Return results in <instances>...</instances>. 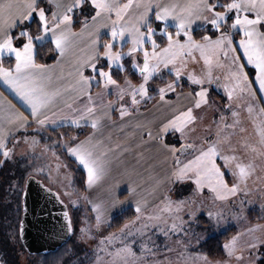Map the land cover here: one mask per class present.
I'll return each mask as SVG.
<instances>
[{
  "label": "snow or ice",
  "instance_id": "1",
  "mask_svg": "<svg viewBox=\"0 0 264 264\" xmlns=\"http://www.w3.org/2000/svg\"><path fill=\"white\" fill-rule=\"evenodd\" d=\"M41 3L42 0H0V79L14 90L30 110L28 115L9 110L5 113L3 121H0V151L5 157H8L10 152L6 144L8 134L19 129L27 130L33 123L38 130L48 126L55 129L59 126L58 121L70 122L74 126L90 121L91 126L96 128L100 117L96 115L98 106L94 100L112 91H115L118 101H124L126 95L129 97L130 103L125 101L120 105V116L130 114L132 105H138L141 99L148 97L149 82L160 72L161 67L174 73L178 80L185 61L188 58L195 60L196 52H199L209 70L203 77L193 73L188 74V80L200 86L198 91L193 90L190 94L194 97V102L191 107L177 111L164 122L160 127V133L171 130L173 133H179L181 140L185 139L188 126L197 119L194 108L199 109L209 102V89L203 85L205 80L208 84L213 82L211 72L213 60L218 68L225 67L227 62L228 73L225 76L227 82L223 88L229 103L224 107L232 109L231 102L238 94L251 98L247 108L250 114L254 113L258 118V123L256 120L254 123H257L255 132L259 140L255 144L245 143V147L253 153L264 155V0H223V2L222 0H183V2L167 0L165 3L161 0H135V5L133 0H126L124 3L120 0H48V4L53 5L50 10L40 6ZM133 6L135 12H130ZM85 8H88L89 12L84 15L81 31L75 33L72 30L74 10L79 9L84 13ZM149 13H154V21ZM33 16L37 18L35 32L31 30L30 24L25 23L30 22ZM169 20L175 28L174 32L169 30ZM197 22H203L201 27L205 24L210 25L213 34L210 35L206 31L200 40H196L192 34V26ZM17 27L20 28L19 33L12 34L11 30ZM101 29H107L110 37L103 42H101ZM157 31L167 41L163 46L157 41ZM215 33L219 34L215 35ZM85 35L88 40L80 50V55L74 59L72 71L68 73L72 79L67 88L75 93L77 99L86 96V102H82L80 107L65 103V107L69 109L68 113H62L59 108L53 111L60 90L49 89L52 68L37 63L34 42L50 40L60 57H63L70 46V38ZM236 35L239 36L238 41L235 40ZM126 37L129 44L127 51H124L123 47L116 49V42H123ZM5 52L15 57L14 63L8 66H5L2 59ZM139 53L143 56L142 63L138 59ZM126 56L130 58L132 68L139 73L141 79L138 84H133L125 77L121 85L113 74V65H117L121 72L125 71L123 61ZM242 59H246L247 64L254 67V79H250L249 73L244 70ZM216 79L218 80L219 77ZM176 80L157 88L161 101L165 100L166 90L168 92L175 90ZM94 85L100 89L95 96L91 91ZM257 93L260 94L261 99L259 104L256 103ZM114 102L108 101L103 106L110 108ZM102 115L108 113L104 112ZM231 115L236 119L232 124L224 123V128H234L239 124V113L233 109ZM223 120L222 114L221 121ZM160 133L157 134V138ZM148 135L151 137L153 134L149 132ZM24 139L25 142L28 141L27 136ZM224 142L221 129L218 128L217 139L198 148V154L191 160L184 164H180L177 160L178 167L173 172V176L178 180H192L197 191L202 190L206 185L215 194L214 198L217 200H226L235 196L242 190V185L243 190L246 191L248 179L254 170L253 165L241 161L235 151L231 150L230 144L228 146L230 151L222 150L221 145ZM37 143L38 141L33 137L32 145ZM161 144L172 154L176 153L175 145L165 144L163 140ZM64 147L86 171L89 187L101 179L104 175V165L94 154L91 138L71 142ZM180 147L184 149L195 146L181 144ZM228 174L233 177L231 183L226 179ZM47 190L51 191L50 188ZM129 191L132 189L129 188ZM56 195L59 197V193ZM115 202L114 199L113 203ZM101 207L100 204H93V211L97 212V224L101 222ZM185 207L189 209L187 215L191 220L196 212L195 207L187 205L184 200L173 202L165 197L163 207L155 212L145 213L146 218L139 227L134 222H130L132 228L130 229L127 224L124 225L119 237L110 234L109 237L102 238L101 250L106 251L103 245L120 239L121 246L107 254L120 264H129V258L139 259L133 248L136 242L134 235L138 234L142 239L141 255L151 252L145 240L146 234L153 227L165 236L184 231V220L180 213ZM136 212L141 213L139 202ZM165 212L170 215L175 214L172 215L170 224L164 216ZM208 215L212 217L214 213L209 212ZM64 216L68 220L67 211ZM136 219L139 220L140 216L138 215ZM161 224L167 227L162 228ZM125 229H128L126 235ZM132 229H135V233ZM68 230L71 231L70 220ZM81 231L86 232L87 229L82 228ZM128 237L133 238L128 239ZM261 242L264 241H257V243ZM235 244V237L224 244V249L229 255L234 254ZM249 247L254 248L256 245L250 244ZM204 259L207 260V257L205 256ZM99 260L100 257L97 256V261ZM215 264L220 262L217 261Z\"/></svg>",
  "mask_w": 264,
  "mask_h": 264
},
{
  "label": "rangeland",
  "instance_id": "2",
  "mask_svg": "<svg viewBox=\"0 0 264 264\" xmlns=\"http://www.w3.org/2000/svg\"><path fill=\"white\" fill-rule=\"evenodd\" d=\"M156 38L158 43L163 46L165 39L161 37V34L160 36H156ZM148 47H150V45ZM124 51H127V49H124ZM127 58L130 60L129 57ZM138 59L142 63V56H138ZM186 61H188V59ZM126 63L128 65L124 64L125 71L123 72L119 70V67L117 65H113V72L115 71V73L117 74L121 73V75L123 76V78L122 76L119 77V83L123 85L124 82H122V80L125 76H127V73L135 74L134 78L129 77L133 84L140 83L141 78L139 76V73L134 68H132L131 61L130 63ZM170 66L171 65H169V68ZM190 72L191 71L186 70V68L181 69V76L178 80H176L174 73L170 72L168 69H164L163 67H161L160 72L155 76L153 80L149 82L148 97L141 99L138 105H132L129 110L130 114H127L123 117L120 116V105L125 101H129V97L126 95L124 101H118L116 100L115 91H112L107 95V99H110L108 101L115 102L111 105L110 108L106 109L116 115L119 123L113 127L114 130L111 128L106 134H104V132L95 133L93 131L89 134V137H86L91 138V143L94 146V154L99 157L100 161H102L104 165V175L99 181L95 182L91 187H89L87 191L93 194L104 190L109 191L106 197L108 202H113L114 199H117L116 195H119V197L122 198L123 201L120 202L119 200L120 203L117 206L109 205V208H111L112 210H116L117 208H122L123 210H125L126 207L133 208L136 216L132 219L131 222L135 223V221H143L146 217L142 213L147 212L142 211L141 206H143L144 204H148L153 200L157 202V199L159 198V196H161L160 194L163 195L165 191L167 192L169 190L167 188L168 186L166 187L163 183L164 175L159 177L147 176L148 178L145 179L146 181L144 180V183L138 182L139 180H137L135 183L136 156L140 155L141 157H144L145 160L157 161L162 159L164 155L166 156V154L165 152H161L160 149L153 147V145L156 147L164 148L161 144V140H163L165 144L175 145L177 149L175 154H172L170 151L168 152L169 149L164 148L168 153V157H170V154L172 155V160L170 161L171 166L168 168L171 169V174H173L175 169L178 167L177 160H179L180 164L187 163V161L191 160L194 155L198 154V148L206 146L207 144L217 139V133H213L215 136H212L211 134H199L197 130L192 133V130L190 128L185 132V139L183 140L180 139L179 133H173L171 130H169L167 133H160L161 125L168 119H170L171 116L180 109L178 106H176L177 104H179L178 96L180 94V91L187 89L190 92H182L185 93L184 95H186L188 99L192 97L189 100V107H191L194 102V97L190 94L193 93V90L198 91L200 86L192 84L188 80V74ZM206 72L207 71H195V75L203 77L205 76ZM211 72L212 74H214V76H216V78H221V82L215 78L214 81L209 85L211 96L210 98L208 97V104L202 105L199 109L194 108V115L197 116L194 125L197 124L198 120L201 126H203L204 124L209 125L212 121L215 125H209V127H211L213 130L214 127L216 128V130L220 128L221 136L225 139V142L221 145L222 150L226 152L230 151L228 147L229 144L231 145V150H233L232 147L235 146V148L240 150L242 154L241 158H245L247 160V163H251L254 170L248 179L247 190H243L242 185V190L240 192H238L235 196L228 197H237V199L239 200H246V206L241 204L239 201H237V203H233V205L231 206L227 202V198L226 200H219L218 210H216L215 208L212 210V208H210L211 199L204 198V203L209 204V206L204 207L203 210L206 220L204 221L208 226H205L201 220H198V213L195 212V215L191 220H189L188 215H186V217L184 216V213H182L181 216L184 220V231L189 234V237L190 235L194 237L199 234V239H201V242L205 241L209 237L217 235L218 231L220 230L226 231L233 226L239 228L241 224L243 222H246L247 220L249 221L251 219V222H256V219L264 217V155L253 153L247 150L245 147V143L255 144L259 140V137L255 132L258 118L254 113L250 114L247 108V104L249 103L251 98L238 94L231 102L232 109L225 108L224 105L229 102L223 85L227 82L225 80V76L228 71L224 67L218 68L215 64H213V69H211ZM173 80H176V84L174 86L175 90L173 92H168L166 90L165 100L161 101L157 88L170 83ZM214 82L217 83L214 85ZM218 82H220L221 84H219ZM203 86L207 87V85ZM174 97L176 99L172 102H169ZM102 103H104V101ZM256 103L258 104V99L256 100ZM166 105L173 106V111L169 112L170 107ZM233 109L239 113V124L234 128H224V123L232 124L233 120L236 119L231 115V110ZM222 114L224 116L223 121H221ZM254 120H256L257 123H254ZM241 129H243V131H241ZM32 130L33 131L25 134V136L28 137L27 142H25L24 137H22L20 141L13 143L10 146L8 157L0 154V171H3L4 165L6 166V169L2 172V175L0 177V187H4V192H1V194H5L3 198L4 202L2 201V203L4 205H7V203L12 200L11 198L13 196L19 195V193L20 195L22 194L25 179H27L28 176L36 177L37 179L41 180V182L45 186L59 193V196L67 204L68 207L71 206L72 209L74 208V206L75 208L84 207L85 211L87 212L79 213L78 218L76 217V220H74L73 213L75 211H70L72 227L76 228V232L74 236L72 235L71 238L75 242V244H77L76 249L72 251L73 254H70V257H73L70 260L71 264H78L81 259L83 261V264H120V262L115 260L114 257L107 254L109 252L108 248H112L111 251H113V249L115 250V248H119L121 246L120 239L115 240L111 244L103 245V248H105L106 251L101 250V239L109 237L110 234L119 237L121 234V229L124 227V225H129L130 229L132 228V225L130 224V222H125L121 225V228L117 230H110V223L108 222L97 224V222H95L93 218V215L91 214V211L89 210V208H87L88 193H79L74 190L73 179L71 175L72 172L70 171L71 169L68 168L67 163L64 162L62 158L61 152L66 151L64 145L73 142L74 138H61L59 140L50 142L47 137L44 138V140L41 138V131H39L37 127ZM149 132L153 134L151 137L148 135ZM158 133H160L159 138H157ZM33 137H35V139L38 141V143L35 145H32ZM75 141L78 142L77 140ZM140 142L142 144H140ZM181 144H192L195 147H186L183 150L180 147ZM238 150H234L236 154L239 153ZM53 153H55V155H53ZM69 157L75 160L74 157H71L70 155ZM220 162L222 163V161ZM161 167L160 169H162ZM165 167L167 166L165 165ZM152 168L154 167H149V171H151ZM38 169L40 171H37ZM155 169H159V167H155ZM143 174L144 173H142V175ZM153 174L159 173L155 171L153 172ZM174 178L176 179L175 176ZM226 179L229 181V183H231L233 177L228 174L226 176ZM181 181L182 180L176 179V182ZM188 181L192 183L193 186L195 185L193 181ZM173 185L175 186L176 184ZM142 186L143 188H148V186L154 187L157 193L156 198L148 200L145 199L144 203H140L141 213L138 214L135 208V205H137L138 203V198L136 197L135 199V193ZM124 187H127V190L124 191ZM129 188H131L132 191H129ZM176 189H178V186L176 187ZM204 189L207 190L205 195L207 197H211V191L206 185ZM176 201L180 200L176 199ZM215 201L216 200L214 199V202ZM160 203L161 202L155 204V207L152 210L153 212H155L159 208L158 204ZM7 209L3 211H7ZM122 209L119 212L123 211ZM188 210L189 209L187 208V213ZM197 210L201 209L196 208V211ZM211 211L212 213H214V215L212 217H209L208 213ZM0 212H2V210H0ZM82 213L91 216V225L88 224V221L85 219V215H83ZM138 215L140 216L139 220L136 219ZM165 215L166 212L164 213V216ZM9 224V221L6 222V225ZM82 228H86L87 231L82 232ZM235 228H232L234 229L233 235L237 232ZM132 230L135 233V229ZM127 231L128 229H125V235ZM233 235L231 237H233ZM132 238L133 237H128V239ZM189 244H194L195 248L199 246L197 242L194 243L193 241L189 242ZM224 244L223 255L218 257V259L222 258L225 253L228 254L226 251H224ZM81 245L86 249V251L84 250V248L80 249ZM0 251H2L1 247ZM97 256L100 257L99 261H97ZM2 259H4L3 254ZM75 260H78L76 261L77 263L74 262ZM133 262L135 263V259L129 258V264H133ZM0 264H3L1 257ZM20 264H27L24 261L23 257L20 261Z\"/></svg>",
  "mask_w": 264,
  "mask_h": 264
},
{
  "label": "crops",
  "instance_id": "3",
  "mask_svg": "<svg viewBox=\"0 0 264 264\" xmlns=\"http://www.w3.org/2000/svg\"><path fill=\"white\" fill-rule=\"evenodd\" d=\"M120 2L124 3V2H126V0H120ZM161 2L165 3V2H167V0H161ZM180 2H183V0H180ZM222 2H223V0H222ZM133 4L135 5V0H133ZM40 6L47 7L49 10L53 7V5L48 4V0H42V3ZM129 11L135 12V7L133 6V8L130 9ZM88 12H89L88 8H85L84 13H81V11L79 9L74 10V13H73L74 22H73V24L78 22L79 28L76 29V28H74V25H72L73 32L79 33L81 31V24L84 21V15L87 14ZM49 15H50V11H49ZM149 15H150V18L154 21L155 20L154 13H149ZM33 19L36 20L37 18L35 16H33L32 20ZM25 23H28V22H25ZM202 23L203 22H197V23L193 24V26H192L193 32L197 29H202V28L207 30V31L213 32L210 25L205 24L203 27H201ZM153 26H155V24ZM168 26H169L170 31H173V32L175 31V28L172 26L171 20H169ZM16 29H18V27L11 30L12 34L14 33V31ZM157 32H159V31H157ZM193 32H192V34H193ZM107 33H108L107 29H101V42L110 38ZM218 34L219 33H216L215 35H218ZM156 36H160V34L156 33ZM193 36H194V34H193ZM194 38H195V36H194ZM200 39L201 38L196 39V40H200ZM87 40H88V37L86 35L85 36H79V37H77V36L71 37L70 38L71 43H70V46H69L66 54L63 57H60L59 52L56 51L57 52L56 59L53 62H50L49 64H45V65L51 66V68H52V79H51V82L48 84L49 89L50 90H57V89L60 90V95L58 97H56V107L53 108V111H56V109L59 108L62 113H68L69 109L65 107V103L73 104V106H75V107H80L82 102H86V99H87L86 96H80L77 99L75 96V93L71 89H68L67 85H68V83L71 82V79H72L71 77L68 76V73L72 71L74 59L76 56L80 55V50L84 48V44L87 42ZM235 40L236 41L239 40L238 35L235 36ZM39 42L40 43L50 42V40H44V41H39ZM165 43H167L166 39H165L164 44ZM51 45L55 49V46L53 44H51ZM121 47H123V50L127 49L129 47L127 37L125 38V40L123 42H121V41L116 42V49H120ZM195 54L194 55L196 56V59L193 60L191 58H188V61L185 62V66L182 67L181 69L186 68V70L191 71L190 73H193V74H195V71H208L209 70L208 66H206L204 64V60L200 57L199 52L195 53ZM138 56H142V53H139ZM142 58H143V56H142ZM2 59H3L5 66H8L10 63H14V61H15L14 55H11L7 52H5L3 54ZM8 61H9V63H8ZM124 61H123V63L125 65L127 64L126 62L130 63V60L127 57L124 58ZM241 62L244 63V65H245L244 70L249 73L250 79H254V67L252 65L247 64L246 59H242ZM213 64H215V60H213ZM213 64H212L211 69H213ZM177 66L179 67L180 65L178 64ZM170 68H171V66H170ZM224 68L228 71L227 62H225ZM212 76H214V74H212ZM215 78H216V76H214L213 81ZM218 80L220 81L221 78H219ZM220 82H218V83L221 84ZM216 83L217 82H214V85ZM204 85H207V88L209 89L210 84L207 83V80L205 81ZM94 87H95V85H94ZM91 91H92V89H91ZM98 92H100L99 88L92 91L94 96ZM182 92L190 93L187 89L180 91V94L178 96L179 104L176 105L180 108L179 111H182V110L186 109L187 107H189V100L192 98V97H190L188 99L187 96L184 95L185 93H182ZM210 96H211V91L209 89L208 97L210 98ZM257 97H258V104H259V103H261V99L259 98L260 97L259 93H257ZM107 98L108 97L106 95L104 97H100V98H97L94 100V103L98 106L96 108V115L99 116L100 119L98 121L97 127L93 128L92 132L93 131L95 133L104 132V134H106L109 129H111V128L113 129V127L119 123V120L116 118V115L113 112L108 111L103 106L104 104L107 103L108 100H110ZM175 99L176 98L174 97L169 102H172ZM103 101H104V103H102ZM166 106L170 107L169 112L173 111V109H172L173 106H169V105H166ZM9 110L23 112L25 115H28L29 111H30L28 106L26 104H24V102L19 98V96H17V94L14 92V90L12 88H10L8 85H6L2 79H0V121H3L5 113ZM104 112H107L108 115H102V113H104ZM29 119L31 120V117H29ZM31 125L33 126V128L37 127L34 123ZM58 125H59L58 127H61V126H70V127L87 126V127L92 128L90 121L86 122V123L81 122V124L79 126H74L70 122L65 123L62 121H58ZM209 125H215V124H213V122L211 121ZM209 125L204 124L203 126H201V124L198 120L196 125H194V123H193V124L189 125L188 127L192 130L191 131L192 133H194L197 130V132L199 134H211L212 136H215L213 133H217L216 128L214 127V130H213L211 127H209ZM5 126L11 127V125H5ZM28 128H27V130L19 129L15 132L9 133L7 138H6L7 148L9 149L13 143L18 142L22 139V137H25V134L28 133V130H29ZM47 128H53V127L48 126ZM55 128H57V127H55ZM201 132H204V133H201ZM87 137H89V135ZM85 139H86V137L79 140L78 142L84 141ZM73 142H76L75 139L73 140ZM140 144H142V143L140 142ZM153 147L160 149L161 152H165L166 156L164 155V157L162 159L157 160V161L156 160H145L144 157H141L140 155L136 156V158H135V183L137 180H139L138 182L144 183V180L148 178L147 176L159 177V176L164 175L163 183L165 184L166 187L168 186L167 188L169 190L167 192L165 191L163 193V195L160 194L161 196H159V198L157 199L158 200L157 202H155V200H153L152 202H150L148 204H144L143 206H141L142 211L147 212V213L153 212L152 210L155 207V204H157L159 202H161L160 204H158L159 208L163 207V202L165 200V197L172 200L173 202H175L176 199L184 200L187 205L201 209V210L196 211V213L199 214L198 220H201L205 226H208V225H206V222H205L206 220L204 217L203 210H204V207H208L209 204L204 203V198L211 199L210 200V208H212V210L214 208L216 210H218L219 209V200L214 198L215 194L213 192H211V197H207L205 195L207 190H205L204 188L200 191L195 190L196 186L194 185L195 186L194 187L193 184L190 183L188 180H182L181 182H176V179L174 178L173 174H171V169L168 168L171 166L170 161L172 160V155L170 154V157H168L167 156L168 153H167L166 149L156 147L154 145H153ZM232 148H233V150H238L237 148H235V146H233ZM169 151L170 150H168V152ZM238 151H239V153L237 154L238 158L241 161H244L245 163H247V160L245 158H241L242 154H241L240 150H238ZM0 154H2V151H0ZM132 155H133V153H132ZM165 165L167 167H165ZM161 166H163V167H161ZM149 167H154V168H152V170L149 171ZM155 167H159V169H155ZM160 167L162 169H160ZM155 171L158 172L159 174H153V172H155ZM142 173H144V174L142 175ZM131 175H134V174H131ZM173 184H176L175 186L176 187L178 186V189H176V187ZM88 188H89V186L87 184V190H88ZM126 188L127 187H124L123 190L124 191L127 190ZM243 188H244V186H243ZM87 190L85 191V193L86 192L88 193V196H87V206L88 207L87 208H89V210L91 211V214L93 215L95 222H97V220H96L97 212L93 211V204L102 205L101 210H100V214H101V222L100 223L109 222L110 217L114 213H117L122 209V208H119V209L117 208L116 210H112L111 208H109L110 206H117L121 201H123V199L120 198L119 195H116V198H117L116 202L113 203V202H108V200L106 199L109 191L104 190V191L93 194V193L88 192ZM156 193H157V191L154 187L148 186V188H143V186H142L135 193V199H136V197L138 198L137 202H139V204L144 203L145 199L148 200V199L156 198ZM214 199L216 200L215 202H214ZM119 200H120V202H119ZM237 201H239L241 204L246 206V200H243V199L239 200V199H237V197L227 199V202L231 206L233 205V203H237ZM247 202H248V200H247ZM136 206L137 205H135V208H136ZM187 208L188 207H185L183 210L185 212H181L180 215H182V213H184V216H186L187 215V212H186ZM142 214L145 215V213H142ZM172 215H175V214H172ZM172 215H170L169 213L166 212L165 216L168 219L169 224L172 222ZM141 222L142 221H135V225L137 227H139ZM166 226L167 225L161 224L162 228H166ZM235 227L236 226H233L231 228H235ZM235 229L237 232L233 235V237L236 238L234 254L229 255V254L225 253L222 258H219V259L215 258L214 259V258H210V257L206 256L202 252V250H200V248H198V247L195 248L194 244H189V242L193 241L194 243L197 242L198 245H201L203 241L201 242V239H199V234H197L194 237L190 235V237H189L188 236L189 234H187L186 231H183V232H179V233H170L168 236H165L162 232H157L155 230V228L153 227L150 229V231L145 236V240L149 244V248H151V252H149L147 254L141 255L140 250H141L142 239L138 234H135V241L136 242H135V245H133V248H134V251L137 253V256L139 257V259H135V263L133 262V264H215V262H217V261L220 262V264H259L261 258L264 255V242L257 243V241H264V217L256 219V222H251V219L249 221L247 220L246 222H243L239 228L236 227ZM222 231H224V230H220V231H218V233H222ZM109 233H111V232H109ZM212 235H214V234H212ZM149 237H150V239H148ZM233 237L229 238V240L227 242L231 241L233 239ZM250 244H255L256 247L250 248L249 247ZM153 245H155V247H153ZM108 250L111 251L112 248H108ZM113 251H114V249H113ZM224 251H226V250L224 249ZM247 254H251V255H247ZM246 255H247V258H246ZM205 256L207 257V260L204 259Z\"/></svg>",
  "mask_w": 264,
  "mask_h": 264
},
{
  "label": "trees",
  "instance_id": "4",
  "mask_svg": "<svg viewBox=\"0 0 264 264\" xmlns=\"http://www.w3.org/2000/svg\"><path fill=\"white\" fill-rule=\"evenodd\" d=\"M31 30L35 32L36 28V20L33 19L30 22ZM74 28L78 29L79 25L78 22L74 23ZM20 31V28L16 29L14 31V35L18 34ZM207 30L205 29H197L193 32L196 39L201 38L202 35L205 34ZM208 34H212L213 32L207 31ZM216 34V33H215ZM36 45L35 52H36V61L40 64H49L50 62H53L57 57V52L54 49V47L51 45L50 42H43L40 43L39 41L34 42ZM9 63V61H8ZM128 65V64H127ZM115 78L118 80L119 77H121V73L117 74L115 71L113 72ZM134 73H127V78L132 77L134 78ZM124 77V79H125ZM123 78V76H122ZM124 79L122 82H124ZM136 79V78H135ZM118 82H120L118 80ZM121 82V83H122ZM98 89V87L92 88L93 90ZM145 107V106H144ZM28 132L33 131V126H29ZM40 134L42 135V139L48 138L50 142L59 140V139H68V138H74L75 140L79 141L85 137H87L91 132L92 128L87 126H80V127H70V126H61L57 127L55 129L53 128H47L44 127L42 129H39ZM62 158L64 162L67 163L68 168L71 170V175L73 179V186L74 190L79 193H84L87 190V174L86 171L83 169L81 165L78 164L74 159L70 158L67 154V151H62ZM6 169V166L4 165L3 171ZM0 171V177L2 175V172ZM26 180V179H25ZM4 187H0V247L2 251H0V257L3 261V264H20V261L22 257L24 258V261L27 264H71V259L73 257H70V254H73L72 251L76 249L77 244L72 240V238L64 244L62 247H60L57 251L45 255H30L28 254L23 246L20 243L19 235H18V225L21 217V195H15L11 199L7 205H4L2 203L4 195L1 194V192H4ZM4 202V201H3ZM8 208V209H7ZM7 211H3L6 210ZM69 213L70 211L73 212V219L76 220V217L78 218L79 213L85 212V208H74L68 207ZM88 210V209H87ZM71 212V214H72ZM82 213V214H83ZM85 215V219L88 221V224H90L91 216ZM136 216V213L133 208H126L125 210L121 212H117L114 215L110 217V220L108 223H110V230H117L121 228V225L123 223L131 222L132 219ZM4 220V221H3ZM72 220V219H71ZM10 222L9 225H6V222ZM91 225V224H90ZM109 231V229H108ZM76 232V228L73 227V236ZM234 233V229L230 228L222 233H219L217 235H214L212 237L207 238L205 241L202 242L201 245L198 246L202 252L210 257V258H218L221 255H223V244L231 237ZM84 247L81 245L80 249H83ZM86 251V249L84 248ZM2 254L4 259H2ZM85 254V253H84ZM78 260H75L76 262ZM77 263V262H76ZM78 264H83V261H81ZM259 264H264V255L261 258Z\"/></svg>",
  "mask_w": 264,
  "mask_h": 264
},
{
  "label": "water",
  "instance_id": "5",
  "mask_svg": "<svg viewBox=\"0 0 264 264\" xmlns=\"http://www.w3.org/2000/svg\"><path fill=\"white\" fill-rule=\"evenodd\" d=\"M41 180L28 176L21 194V217L18 235L24 250L30 255H45L57 251L73 235L71 217L66 203L57 192ZM67 211L68 220L64 213ZM71 222V231L68 222ZM22 226V232H21Z\"/></svg>",
  "mask_w": 264,
  "mask_h": 264
}]
</instances>
